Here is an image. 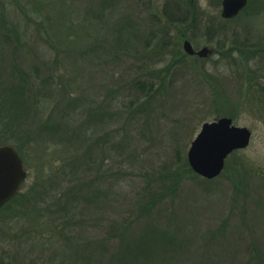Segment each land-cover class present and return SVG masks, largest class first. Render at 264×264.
<instances>
[{
    "label": "rangeland",
    "instance_id": "374dc122",
    "mask_svg": "<svg viewBox=\"0 0 264 264\" xmlns=\"http://www.w3.org/2000/svg\"><path fill=\"white\" fill-rule=\"evenodd\" d=\"M186 2L0 0L20 35L0 36V98L15 67L37 68L51 88L42 120L58 125L51 136L28 117L25 196L0 211V264L264 262V53L218 54L205 39L221 27L235 45L264 50V9L252 3L224 22L218 0H194L198 11ZM183 40L214 52L189 56ZM247 68L248 93L239 84ZM222 117L250 132L247 148L214 179L185 174L142 214L143 187L177 156L186 161L201 125Z\"/></svg>",
    "mask_w": 264,
    "mask_h": 264
},
{
    "label": "trees",
    "instance_id": "16d2710c",
    "mask_svg": "<svg viewBox=\"0 0 264 264\" xmlns=\"http://www.w3.org/2000/svg\"><path fill=\"white\" fill-rule=\"evenodd\" d=\"M252 3V6L257 8L255 14H259V12L264 9L263 2L261 3L260 0L259 3H255V1L252 0L250 5ZM37 10V7H34V11ZM169 10L171 14L174 13V10H171V8H169ZM192 25L193 22L190 23L189 27H192ZM186 28H184L180 34H184ZM212 29L214 30H209L210 33H207V35H205V39L212 44L214 43V47L218 50V52L216 53L218 54L222 52L225 55H229L232 52H235L237 53V55L248 56L249 59H251L252 57L256 58V56H259L258 54H260L261 52L264 53V50H262L260 47L254 48L248 44H242V46L235 45V42L237 41L232 38L228 41L226 35L221 33V27L218 29ZM22 34L24 33L22 32ZM0 36H2L7 41H12L15 39L18 42L20 39V35L17 31V25H14V23L7 21L4 17H0ZM225 42L227 44H225ZM177 53L178 56L180 55L179 57H182L184 59L190 58L186 55H182L178 51ZM240 59L242 60V58ZM245 61L247 62L248 59ZM34 70L36 72H34V74H31L28 71L25 72L20 68L15 67L12 70L11 75L7 76L10 79L11 84L6 87V89H4V92L8 93V97L0 98V145H10L15 148L16 152L20 155L23 163H25L23 149L32 140V132L28 120L31 112L35 117H39V122H41V124L39 125L40 132L44 131L48 133L47 130H49L50 132H52L50 133L51 136H55L57 135L58 131V125L51 121L50 115L42 120L43 112H52V109H48L47 107L44 108V102L51 95V88L46 85L45 78H40L41 76L38 74L37 68H35ZM245 71L247 74H243L239 84L246 85L245 92L248 93L252 85L250 82L254 79V77L251 70L247 68V70H244V72ZM28 94L31 95L30 103L27 102L26 98V95ZM52 139L55 140L54 137ZM227 159L225 161V168L228 165ZM177 160L178 161L176 162L174 169H171L170 171L161 174L159 177L152 179L150 181L151 184H146L143 187L142 192L139 194V197H141L139 199V209H141L142 214L146 215L148 210L153 208L154 205L159 203V201H161L165 196L175 195L179 187L181 178L184 177L185 174H189L192 172L185 160H181L179 156H177ZM71 162L74 163V159L71 160ZM51 163L53 164L54 162L51 161ZM240 169L243 173L248 172L245 168V164L244 166H241ZM37 186L35 185V187L33 188V193L36 191ZM155 188H158V190L156 191ZM24 196L25 194L23 195L18 193L7 205L0 209V211L12 204L20 205L21 203L19 202L22 198H24ZM249 260L250 262H254V259L250 258ZM259 261L261 262V264H264L263 261Z\"/></svg>",
    "mask_w": 264,
    "mask_h": 264
},
{
    "label": "water",
    "instance_id": "95a60500",
    "mask_svg": "<svg viewBox=\"0 0 264 264\" xmlns=\"http://www.w3.org/2000/svg\"><path fill=\"white\" fill-rule=\"evenodd\" d=\"M246 0H223L220 16L232 19L246 5ZM183 50L189 56L206 58L212 50L202 47L195 51L188 41L183 42ZM190 143L186 160L190 170L211 180L223 171L227 157L238 150L247 148L250 132L243 127L232 125L230 118H218L205 122ZM27 176L23 161L9 145H0V209L10 202L19 192Z\"/></svg>",
    "mask_w": 264,
    "mask_h": 264
},
{
    "label": "flooded vegetation",
    "instance_id": "af4514ba",
    "mask_svg": "<svg viewBox=\"0 0 264 264\" xmlns=\"http://www.w3.org/2000/svg\"><path fill=\"white\" fill-rule=\"evenodd\" d=\"M222 1H223V0H218V2H216V6H217L218 8L220 7V11L222 10V9H221V7H222ZM186 3H187V5H186L187 8H189L190 10H191V9H193L194 11L197 10V8H196V7L194 6V4H193V3H194V0H187ZM245 3H246V5H245L244 8L240 11V13L246 11V9H247L248 7H249V8L251 7V6H250V3H249V0H246ZM176 9L178 10V8H176ZM197 11H198V10H197ZM182 37H183V36H182ZM183 39L185 40L184 37H183ZM184 40H183V41H184Z\"/></svg>",
    "mask_w": 264,
    "mask_h": 264
}]
</instances>
